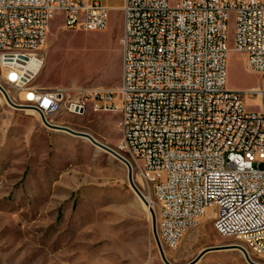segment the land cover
<instances>
[{
	"label": "built area",
	"instance_id": "obj_1",
	"mask_svg": "<svg viewBox=\"0 0 264 264\" xmlns=\"http://www.w3.org/2000/svg\"><path fill=\"white\" fill-rule=\"evenodd\" d=\"M121 6L120 85L44 87L28 64L32 58L44 63L55 15L63 14L67 28L98 31L108 27L111 6L101 0H0V85L11 87V99L37 111L46 125H66L65 115L89 109L119 111L116 151L158 202L164 250L176 249L211 209L221 235L261 263L264 80L230 89L227 61L233 48L245 54L250 70L264 74V0H124ZM248 96L260 97L256 109L247 108Z\"/></svg>",
	"mask_w": 264,
	"mask_h": 264
},
{
	"label": "rangeland",
	"instance_id": "obj_2",
	"mask_svg": "<svg viewBox=\"0 0 264 264\" xmlns=\"http://www.w3.org/2000/svg\"><path fill=\"white\" fill-rule=\"evenodd\" d=\"M101 1L113 7L104 30L67 28L63 14L55 15L36 84L120 85L124 21L116 7L124 0ZM229 27L233 46V21ZM263 80V73L248 68L245 54L229 52L230 89L245 90ZM3 94L0 87V264H167L154 234L152 211L139 204L130 184L129 166L89 139L46 125L41 116L12 105ZM253 99L246 100L248 109L257 108L258 99ZM62 120L117 148L119 111L89 109ZM211 212L189 229L176 249H166L169 261L188 264L205 248L224 245L195 264H249L241 249L231 245L239 243L217 232Z\"/></svg>",
	"mask_w": 264,
	"mask_h": 264
},
{
	"label": "water",
	"instance_id": "obj_3",
	"mask_svg": "<svg viewBox=\"0 0 264 264\" xmlns=\"http://www.w3.org/2000/svg\"><path fill=\"white\" fill-rule=\"evenodd\" d=\"M1 88H3L1 85H0ZM4 91V95L7 99L8 102H10L12 105L14 106H21V105H18L16 104L12 99H11V96L9 95V93L3 89ZM50 127H53V128H56V129H60V130H65L67 132H70V133H73L75 135H79V136H82L86 139H89L90 141H92L95 145L111 152L113 155L119 157L120 159H122L123 161H125L128 166H129V173H128V178H129V181H130V184L132 185V187L135 189V191L140 195V197L143 199V201L147 202V199L145 197V195L143 194V192L141 191V189L139 188V186L137 185V183L135 182L134 180V173H133V169L132 167L129 165L128 161L122 157L114 148L110 147L109 145L99 141L98 139H96L91 133L89 132H86V131H80V130H75L69 126H65V125H60V126H54V125H51L49 123H47ZM153 227H154V234H155V237H156V241H157V244H158V247L160 249V252H161V255L163 257V259L166 261L167 264H175V263H172L171 261H169V259L166 257V254H165V250L161 244V241H160V238H159V235H158V231H157V218H156V214L153 213ZM234 246H237L241 249V251H243L247 261L249 262V264H262V263H259L255 260H253L249 253L246 251L245 247L243 245H234ZM223 247H227V246H224V245H215V246H209L207 248H205L203 251H201L197 257L195 259H193L190 263L188 264H195L196 262H198L208 251L210 250H213V249H218V248H223Z\"/></svg>",
	"mask_w": 264,
	"mask_h": 264
},
{
	"label": "bare ground",
	"instance_id": "obj_4",
	"mask_svg": "<svg viewBox=\"0 0 264 264\" xmlns=\"http://www.w3.org/2000/svg\"><path fill=\"white\" fill-rule=\"evenodd\" d=\"M112 7V6H111ZM113 8V7H112ZM116 8H122V6H118V7H116ZM49 30H50V25H49ZM49 30H48V32H49ZM233 48H231V50H232ZM44 64H45V61H44V63L41 65V62L40 61H38L36 58H32V59H30L29 60V64H28V67L30 68V69H33V70H35V71H37V75H36V78H37V76L39 75V73H40V71L42 70V68H43V66H44ZM248 65V64H247ZM249 68V67H248ZM255 87H257V86H255ZM5 88H6V90H7V92L10 94V95H12L11 94V90H10V88L8 87V86H6L5 85ZM4 95V94H3ZM5 96V95H4ZM1 98V97H0ZM6 98V97H5ZM253 98H256V99H258V101L260 100V97L259 96H248L247 97V99H249V100H252ZM246 99V100H247ZM3 100V99H2ZM7 100V99H6ZM253 101H254V99H253ZM26 110L30 113V114H37V115H39L40 116V114L37 112V111H35V110H33V109H30V108H26ZM62 123H66V122H62ZM68 123H66V125L65 126H69V127H71L70 125H67ZM72 128V127H71ZM116 150V149H115ZM135 190V189H134ZM144 193V195H145V197H146V199H147V202H145V201H143V199L140 197V195L138 194V202H139V204L143 207V208H145L147 211H149L150 212V214H151V211H152V214L153 213H155V214H157V210H156V208H155V201H154V199L152 198V196H151V194L149 193V192H143ZM152 209V210H151ZM213 214H214V211L212 210V212L209 214V217H211V216H213ZM207 215V214H206ZM205 215V216H206ZM204 216V217H205ZM156 217H157V215H156ZM214 227H215V229L217 230V232L219 233V234H221V226H219V224H214ZM231 245H238V244H231ZM166 251V250H165ZM243 252V251H242ZM166 254V253H165ZM168 255H166V257H167ZM261 263L262 264H264V260H261Z\"/></svg>",
	"mask_w": 264,
	"mask_h": 264
}]
</instances>
